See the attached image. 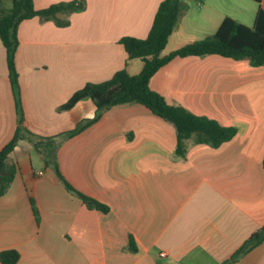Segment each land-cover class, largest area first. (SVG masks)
<instances>
[{"label":"crops","instance_id":"0c3cea01","mask_svg":"<svg viewBox=\"0 0 264 264\" xmlns=\"http://www.w3.org/2000/svg\"><path fill=\"white\" fill-rule=\"evenodd\" d=\"M60 1L68 0H33L35 8ZM161 1L85 0V9L70 14L65 27L37 17L21 21L15 64L23 124L47 137L94 117L88 97L69 109L60 106L87 82L109 79L123 67L131 74L140 71L141 60L127 61L118 40L146 37ZM210 1H198L196 10L213 32L225 16L252 26L259 6L264 10V0L239 2L228 7L231 11ZM185 3L163 54L196 40L184 24L193 10ZM225 59L176 57L149 80L169 104L236 127L235 136L217 148L188 139L184 155H178L174 126L139 103L111 106L60 141V172L77 190L106 204L107 213L89 209L68 192L31 141L19 140L9 155L15 176L0 195V251L16 249V264H222L229 259L264 225V66L233 60L230 67ZM249 88L258 90V97L249 96ZM17 118L0 40V149L11 139ZM130 235L135 252L127 248ZM229 264H264V240Z\"/></svg>","mask_w":264,"mask_h":264},{"label":"trees","instance_id":"16d2710c","mask_svg":"<svg viewBox=\"0 0 264 264\" xmlns=\"http://www.w3.org/2000/svg\"><path fill=\"white\" fill-rule=\"evenodd\" d=\"M3 1L0 0V40L6 52L8 77L18 118L17 127L11 139L0 149V195L9 188L17 168L15 162H9V155L19 140L27 139L31 141L44 163L52 167L68 192L78 196L89 209L107 213L109 207L106 204L77 190L60 172L57 149L62 139L79 133L97 121L102 112L111 106L139 103L174 126L175 152L178 155H184L188 139H192L197 144L217 148L235 136L236 127L222 125L216 119L193 113L180 105L169 104L162 94L150 88V78L176 57L219 55L235 61L247 60L254 67L264 66V10L261 6L258 8L252 26L239 22L231 16H225L213 34L163 54L162 51L170 35L178 26L187 5L184 0H162L156 9L146 37L123 36L118 40L127 55V61L141 60L140 71L131 74L126 67H123L115 71L109 79L85 83L60 108L69 109L80 99L88 97L96 107L94 117L83 120L74 128L60 134L41 137L32 133L23 124L19 78L15 64V54L19 45V23L37 17L40 20H51L59 27H65L70 23L69 15L84 10L86 3L85 0H68L52 3L43 8H35L33 0H10L8 7H4ZM254 1L259 4L261 2V0ZM262 165L264 168V156ZM29 200L33 211L36 212L33 197H29ZM263 240L264 225L253 232L222 264L237 260ZM127 248L133 252L138 250L132 235L129 236ZM18 259L19 252L16 249L0 251L2 264H16Z\"/></svg>","mask_w":264,"mask_h":264},{"label":"rangeland","instance_id":"374dc122","mask_svg":"<svg viewBox=\"0 0 264 264\" xmlns=\"http://www.w3.org/2000/svg\"><path fill=\"white\" fill-rule=\"evenodd\" d=\"M188 1V5H190L189 7L192 8L193 10L189 13V16L187 18L189 19H185L184 20V24L186 25V30L188 33H193L194 37L196 39H201L207 35H211L213 32V28L211 26V23L208 22V20H204L205 15H201V12H198L197 9V2L200 0H184ZM213 4H217V5H221V9H223V11L228 10V7L234 6L236 4H238L239 2H242L243 4L247 5L249 3L256 5L257 2L254 0H212ZM212 1H210V3H212ZM3 5L4 7H8L10 5V0H4L3 1ZM183 16V15H182ZM181 16V17H182ZM181 20V18H180ZM180 22V21H179ZM179 24V23H178ZM217 58H220L221 60L225 59L219 55H216ZM136 61L134 62H139L140 59H135ZM229 61V65H231L230 67H232V65H234V61L231 59H225ZM141 62V61H140ZM247 93L249 96H253V98L258 97V90L257 91H252L250 88L246 89ZM253 92V94H252ZM261 98V97H260ZM33 146V145H32ZM33 151L37 152L33 146ZM38 153V152H37ZM34 154V153H33ZM32 154V155H33ZM39 154V153H38Z\"/></svg>","mask_w":264,"mask_h":264},{"label":"built area","instance_id":"2783aa9c","mask_svg":"<svg viewBox=\"0 0 264 264\" xmlns=\"http://www.w3.org/2000/svg\"><path fill=\"white\" fill-rule=\"evenodd\" d=\"M160 255H161V256H165V252H161Z\"/></svg>","mask_w":264,"mask_h":264}]
</instances>
